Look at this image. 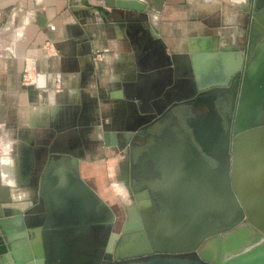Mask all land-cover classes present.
Masks as SVG:
<instances>
[{"label":"crops","instance_id":"crops-1","mask_svg":"<svg viewBox=\"0 0 264 264\" xmlns=\"http://www.w3.org/2000/svg\"><path fill=\"white\" fill-rule=\"evenodd\" d=\"M133 1L144 5L147 14L108 6L106 0H0V157L4 156L0 197L21 202L36 194L38 183L23 179L29 173L46 172L43 187L50 208L67 210V214H54L56 222H69L61 229L40 230L38 244L41 254H47L46 264H84L85 254L71 252L69 247L82 248L96 233L89 226L91 215L84 210L81 224L70 223L77 204L72 196L68 200L58 197L57 190H72L55 179H74L82 191L88 190L114 208L109 183L125 172L117 161L108 167L104 161L114 155L121 159L126 149L131 152L134 138L127 148L119 147L128 132L120 126L133 117L129 111L136 109L144 124L147 112L154 111L149 102L151 90L158 84L168 87L178 69L179 76L190 67L196 77L208 79L223 78L237 55L243 56L245 65L255 31L264 30V0ZM88 4L102 6L103 13ZM27 68L34 76L31 86L22 82ZM252 68V83L263 80L264 49L259 50ZM130 85L136 89L132 99L127 97ZM181 92L187 93V88ZM213 103L211 97L204 99L209 107ZM207 121L208 116L200 115L185 125L194 126L203 146L214 150V140L203 129ZM150 125L146 122L140 129ZM106 135H115L116 144H106ZM157 139L159 144L149 154L156 177L150 178L143 170L140 180L167 206L163 219H158L163 209L159 210L156 200L155 210H148L158 223H165L161 228L157 224L158 233L184 238L201 230L208 213L232 218L224 210L233 202V195L227 194V174L233 185L241 186H234V196L249 210L246 220L264 229V136L241 137L227 170L206 162L172 132L165 131ZM42 155L43 163L38 164ZM52 172L53 182L49 180ZM13 193L19 197L14 199ZM248 227L245 239L264 235ZM183 243L168 241L167 246L177 249Z\"/></svg>","mask_w":264,"mask_h":264},{"label":"rangeland","instance_id":"rangeland-1","mask_svg":"<svg viewBox=\"0 0 264 264\" xmlns=\"http://www.w3.org/2000/svg\"><path fill=\"white\" fill-rule=\"evenodd\" d=\"M255 37L253 39L251 48H250V57L246 61L243 70L241 71V75L238 79V81L232 80L228 88H214V89H208L204 92L199 91L198 88L202 85H205L210 80L219 81L221 80V75H218L217 78H208L204 79L202 77H196L194 74L192 68H188V71L186 70L181 71L182 76H179L180 71L177 70L176 75L171 78V83L169 86L165 89V94L168 100L170 102L167 104V109L164 114L158 116L157 114H149L145 120H148L149 124L155 123V121H160L159 124H156L152 126V135L149 138L142 140L139 139L137 136L132 141V147L135 149L136 158L134 159V162L130 160L129 167L130 172L132 173L131 180L125 179V174H121L118 178H115L114 182L109 183L110 189L112 191V195L114 197L115 201V207H120L119 214L121 213V217L123 221H126L130 217L131 213V203L135 202L133 205H137L138 207V213L141 218V222L143 225V228L146 230L144 233L145 235H139V240H147L148 244L151 246H154L153 249H161L162 247H168L167 241L169 242H175V241H183L182 247L177 248L178 249H190L186 252H181L173 255H182L185 253H191L194 254L197 251L201 250L203 246L210 241L211 239L215 238V235L218 233L220 237H222L225 234L230 233L231 231L235 230L238 227L242 226H249L250 228L259 231L253 224L250 222H247V212L243 208V220L246 221V225L243 223L242 220H237L235 224L224 226L219 222V219L214 217L213 214L207 215L206 221L203 223V228L195 232L193 234H190L188 236H176L174 234H163L157 232V226L154 212H152L150 215L146 216V211L151 210L153 207H155V200L157 201L156 204H158L160 209H166L167 206L165 203L161 200V198L157 195V193L153 190H151L149 187L141 183L140 177L144 174L143 170L145 171V174H149L151 177H156L155 173L152 171L153 167V161L149 158V154L152 151V149L159 144L157 137L160 133L161 135L165 131L172 132L175 138L178 140L179 143H189L193 148V151L197 153L202 159H204L209 164L215 163V166L219 168L223 167L224 165H229L232 155L234 154V144L236 142V138L238 136V133L233 135L231 132L229 133L228 137V131L223 130V128L220 126V123H218L219 118L220 120H223V126L224 128H227L229 125L227 121H230L233 123L234 118L236 116V106H237V98L235 103L232 102V96H233V89L234 87H237L236 93L237 97L239 96V93L241 92L242 83H243V77L244 72L247 67H251L255 64L257 60V54L259 53V50L264 49V30L255 31ZM246 67V68H245ZM182 77V78H181ZM187 88V93L182 94L181 88L182 87ZM130 87H134V85H130ZM127 97L129 99L134 98V93L130 90L127 92ZM204 97H215V114L218 116L216 117L215 114L211 113V116L209 117V121L206 122L204 126L205 130V136L209 140H214L215 142V149H208L207 147L203 146V144L199 141L198 135L196 133V130L194 126H186L185 122L187 120H194L198 116L202 114H207L209 111L208 106L201 103L198 106H195V102L197 100H201ZM261 112V121L260 124L257 126V128L260 131H264V104L260 107ZM129 113L133 114V117L129 118L128 121H124L125 124L123 126H120L121 130L129 131L134 128H137L139 123L144 119L143 117H137V110L135 109L134 112L129 111ZM160 119V120H159ZM154 121V122H153ZM158 123V122H157ZM227 124V125H226ZM111 127H108V129ZM104 129H107V127H104ZM121 138L120 143H124V139ZM224 140H227L229 145V154L226 155L222 149L221 151L217 150L221 146L223 147ZM223 141V142H222ZM222 142V143H221ZM219 146V147H218ZM132 148V149H133ZM126 153L123 154V157L121 159H118L115 155L109 156L105 161L104 164L106 167L108 165H111L112 161H117V166L122 168V171L125 172L124 166H125V156ZM4 156L0 157V160H3ZM43 155L40 156L38 160V164L41 162L43 163ZM74 160L77 161V158L74 157ZM74 162V161H73ZM71 161V164L77 165L78 163H73ZM41 170V169H40ZM46 172H35L34 174H28L23 181L32 182L34 184L38 183V186L36 187V194L23 197V200L31 202L30 206L26 208L23 211V215L27 217L28 220H37V218L41 214H45L46 216L49 215L50 212V205L47 200V196L44 191V177ZM16 176V175H13ZM77 176V174H76ZM136 179H135V178ZM28 178V180H27ZM124 178V179H123ZM17 180H19L17 175ZM133 183V184H132ZM122 184V185H121ZM120 187L123 189L121 190ZM233 193L236 196L235 189L233 187V184L230 182L229 186ZM31 193V191H29ZM142 196V199H139ZM21 200V202L23 201ZM143 201V202H141ZM18 202V201H17ZM16 201L12 203H17ZM25 202V201H23ZM140 204H139V203ZM138 203V204H137ZM110 210L112 211V214H115V210L112 208V206H108ZM13 210V208L5 207V205L0 206V216H3V218L9 217V211ZM13 214V213H10ZM1 219V217H0ZM27 238L30 240L31 235L28 231L32 230L33 228L27 226ZM95 233V244L97 245L95 247V256L94 260L89 262L88 264H105L104 261L106 258H109L114 262H121L123 263V259L120 258L115 259V250L116 246L118 245V242L121 241L122 235L116 237L115 241L113 242V249L109 250V243L112 239V232H114V229L111 228L109 231L106 232L104 228H97ZM149 233V234H148ZM143 234V233H142ZM4 233L0 229V244H3V246L6 248V252L3 253L0 250V264H3V259H5V256H7L11 248L9 247V244L11 242L5 241ZM264 237V235H262ZM146 237L147 239H145ZM44 245V242H42ZM175 249V248H174ZM98 250L100 253H97ZM155 250V252H157ZM2 252V253H1ZM154 254H160L159 252ZM111 253V254H108Z\"/></svg>","mask_w":264,"mask_h":264},{"label":"water","instance_id":"water-1","mask_svg":"<svg viewBox=\"0 0 264 264\" xmlns=\"http://www.w3.org/2000/svg\"><path fill=\"white\" fill-rule=\"evenodd\" d=\"M88 6H90L92 9L103 13V7L100 5H90L88 4ZM114 8L117 9H123V10H127V11H131L134 13H139L142 14L144 13V15L147 14L145 6L140 4L138 7L135 8H130V7H121L118 5H115ZM247 63V62H246ZM244 68V64H243V56L237 55V61L235 63H233L232 66H230L229 68H226L225 71L223 72V78L219 81L210 83V84H205L202 85L198 88L199 91H206L208 89H214V88H228V86L230 85L232 80L238 81L240 75H241V71ZM246 68V67H245ZM249 67H247L244 72V77H243V83H242V88H241V92L239 93V96L237 97V87H234L233 89V96H232V102L235 103L236 98H237V106H236V116L234 118L233 123H231L230 121H227L229 126H227V128H224L222 125V120H220L221 118H219V122L220 126L223 128V130H227L228 131V137H229V133L231 130V133L233 135H235L236 133H238V135L240 133L246 132V131H250L252 129L254 130H259L257 128V126L260 124L261 121V112H260V107L261 105L264 104V79L262 81H258L252 84H249L248 87H245L246 82V71ZM130 87V86H129ZM135 87V86H134ZM134 87H130L131 91L136 94V89ZM167 88L166 84H158L156 86H154V88L151 90L150 93V97H149V102L150 104H152V106L154 107V111L152 112H147L150 114H157L158 116L162 115L165 113L166 109H167V104L170 102V100L167 99L166 94H165V89ZM134 94V98L135 95ZM213 100L215 101V97H213ZM198 101V100H197ZM161 105V108L157 109V105L156 103ZM195 106H198L196 103L194 104ZM156 108V109H155ZM209 111L206 114V116L210 117L211 113L215 114V103H213L212 107H208ZM141 112H146V111H142ZM260 113L259 115V122L254 125L253 127L251 126H245V124L241 123L246 122V120H251L252 117L256 114ZM205 115V114H202ZM216 117H218L215 114ZM160 120V119H159ZM142 122V121H141ZM139 123L137 128H134L132 130H129L126 134H124L122 137L124 139V143H120L119 147L121 149H125L127 148V146L129 145V143L131 142V140L133 138H135L136 136L139 139L145 140L147 138H149L152 135L151 132L153 131L152 126L159 124L161 122L160 121H155L154 125H150L147 126V128L145 129H140L143 125L146 124L145 123ZM158 122V123H157ZM231 128V129H230ZM138 129L141 130V133L138 135H135ZM260 131V130H259ZM138 132V131H137ZM144 132V133H143ZM158 137H161L162 135L159 133ZM115 135H106V144H116L115 142ZM157 137V138H158ZM111 140V141H110ZM223 142V141H222ZM221 142V143H222ZM227 140H224L223 144L224 146L222 147L220 144V147L217 149L219 151H222L226 154V155H230L229 154V145L227 143ZM128 151V155L125 156L126 159V163L124 166L125 169V173L128 172L129 174V162H130V157H129V149H127ZM61 167V164H59ZM228 165H224V168H227ZM222 168V167H221ZM59 176V175H57ZM56 176V177H57ZM74 177L76 176V172L73 175ZM72 178V177H71ZM54 177L52 179L51 182H53ZM54 182H59V183H65L67 186H69V188L72 191H62L61 189L56 191V194L58 195V197L60 198H64L66 200H68L70 198V196H72L73 199V203L77 204L75 205V209L73 210V212H76L75 214H73V222L70 223H77V224H81L80 218L83 215V210L87 213H89L91 215V217H89V226L93 227V229H97V228H104L107 231H109V229L113 228L114 229V215L112 214V211L110 210V208L103 204L101 201H99L95 196L91 195V193L87 190V191H82L80 188V185L76 186V183L71 179H67L65 178H57L55 179ZM226 185H227V194L228 196H232L233 197V210H237L236 213L238 212V216L235 217V219L232 222H228L225 223L223 222L222 219H219V217L214 216L216 218L219 219V222L224 225H231V224H235L237 222V220H242L243 223L246 225L247 222L249 221H244L243 220V208L240 206L239 202L235 199L234 193L232 194L231 188L229 187V184L227 183L226 180ZM55 186H60V184H55ZM234 187V185H233ZM75 195V197H74ZM77 200V201H76ZM86 203L88 204H85ZM9 198L4 199L2 197H0V206L1 205H5V207H10L13 208V210L9 211V217L3 218V216H0V229L1 231L4 233V237H5V241L7 242H11L9 244V247L11 248L10 253L5 256V259H3V264H31L32 262H35V264H46V253L44 254H37L34 250H33V245L35 244V238H34V229L35 228H40V230H46V229H61L64 227H68L66 223L69 222H65V223H60V222H56V215L54 217V214H67V210L66 209H61L60 207H58V212L57 210L54 211V207H53V211L50 208V212L49 215L46 216L45 214H41L37 220H28L26 216L23 215V211L28 208L31 204L26 205L25 207H21L19 205H14V203L10 204L11 202H9ZM83 204V205H81ZM137 207V206H136ZM135 207V208H136ZM138 209V207H137ZM76 210V211H75ZM52 211V212H51ZM138 212V210H137ZM52 213V214H51ZM52 215H53V219H55V222H52ZM58 215V216H59ZM43 216V221L42 223L39 224V220L40 218ZM79 217V218H78ZM59 218H61L59 216ZM132 215L130 213V217L129 219H127L126 221H123L121 228L119 230V232L116 234L115 238L112 241V246L109 249L110 252L113 249V242L115 241L116 237H118L120 235H122L121 240L124 238L125 235L129 234L130 232H136L135 230L139 229V232L143 233L142 235H145V229L143 228L142 222H141V218L139 220L138 218V225L137 227L130 229L129 228V221L131 220ZM72 219V220H73ZM80 222V223H78ZM156 223V226L158 224L157 221L154 222V224ZM252 224V223H251ZM27 226L33 228L32 230L28 231L31 235V239L28 240L27 238ZM248 227V226H246ZM245 226L242 227H238L235 230L231 231V232H236L235 234H230V236L228 237V239L226 238L225 234L222 237H220V235H218V233L215 235V238L211 239L210 241H213L214 247L212 249V253L211 255L208 253L209 251H206V246L208 245V243L210 241H208L201 250H199V252L197 251V253L195 252L194 254L191 253H185L182 255H173V254H179L181 252H186L189 251L190 249H173L170 247H166V249H158L159 253L161 254L160 256H153L154 254V249L153 247H151L147 240H144L143 242L145 243V246L147 244L148 249L147 252H143V253H130V254H125L123 256H118L116 254L117 248L119 246H116V250H115V259L120 258L121 260L123 259V263L122 264H264V249H262L261 246H254L252 247L245 256L242 257V255H238L236 257H229L230 253L233 252H237L239 250V248L241 247L240 244L245 240L246 237V231H245ZM157 228V227H156ZM249 228V227H248ZM259 230V234H264V230ZM97 231V230H96ZM134 234V233H133ZM114 232H112V238H113ZM262 236V235H261ZM145 239H147L146 237H144ZM262 238H264L262 236ZM1 239V237H0ZM44 242V239L41 238ZM45 244V243H44ZM240 246V247H239ZM46 247V246H45ZM237 248V249H235ZM0 250L5 253L6 252V248L3 246V244H0ZM1 252V253H2ZM208 254V255H207ZM41 255V256H40Z\"/></svg>","mask_w":264,"mask_h":264},{"label":"bare ground","instance_id":"bare-ground-1","mask_svg":"<svg viewBox=\"0 0 264 264\" xmlns=\"http://www.w3.org/2000/svg\"><path fill=\"white\" fill-rule=\"evenodd\" d=\"M126 1H123V0H117V1H112V0H106V3H107V5L108 6H111V5H118V6H121V7H124V8H126V7H130V8H135V7H138L139 6V4L138 3H134L135 1H133V0H129L128 1V3H125ZM252 68V66L251 67H249L248 69H247V71H246V84H245V87H248L249 86V84H252V81H251V76H252V72H253V68ZM258 81H262V80H260V78L259 79H256L253 83H255V82H258ZM205 98H207V97H204L203 99H201V100H198V101H196L195 103L197 104V105H199V104H201V103H203L204 104V99ZM211 100L214 102V100H213V97H211ZM209 105V104H208ZM208 105H206V106H208ZM209 107V106H208ZM259 115H260V113H258L257 114V112H256V114L252 117V119L251 120H246V122H242L241 123V125L242 124H245V126H251V127H253L254 125H256L258 122H259ZM248 135H254V136H257V137H261V136H264V131H259V130H254V129H252V130H250V131H246V132H243V133H240L239 135H238V137H240V138H237V142H236V144H235V147H234V152H236L237 150H238V148L241 146V137H243V136H248ZM7 166V165H6ZM2 167H3V165H2ZM8 167V166H7ZM4 168V167H3ZM7 169V168H6ZM233 170H234V168H233ZM3 172V171H2ZM4 173H6L5 171H4ZM127 173L128 172H126V178L125 179H128V177H127ZM4 175V174H3ZM7 175L8 174H6V175H4V176H6L7 177ZM53 176H54V174H53V172L51 173V174H49V180H51L52 178H53ZM128 176H129V174H128ZM4 178V177H3ZM2 178V179H3ZM234 178V177H233ZM5 182H7V181H5ZM234 182V181H233ZM234 186L238 189V187H241V186H239L238 185V182L237 183H235L234 182ZM81 187V186H80ZM82 189H83V187H81ZM227 188V187H226ZM22 195V194H21ZM12 197H14V199L15 198H17V197H19V195L18 194H16V193H13L12 194ZM234 200V199H233ZM238 202H239V204H240V206L242 207H244V209L246 210V212H248L249 210H247V208L244 206V204H241L240 203V201L239 200H237ZM230 202V201H229ZM10 204H12V202L10 203ZM28 204H30V202L29 201H26V202H18V203H14V205H19V206H21V207H25L26 205H28ZM1 206H3V205H1ZM242 207V208H243ZM137 210L138 209H136L134 206H132L131 205V215H132V218H131V220L129 221V228L130 229H133V228H135V227H137V225H138V221L140 220V215H139V213L137 212ZM224 210H225V212H228L229 214H232V218H230L229 220H227V219H225L223 216H220L219 218L220 219H222L223 220V222H225V223H228V222H232L234 219H235V217H237L238 216V212L236 213V211L237 210H233V202H232V204L230 205V206H226L225 208H224ZM149 213V211L147 210L146 211V215ZM116 217H117V213H116V211H115V215H114V235H113V239L115 238V236H116V234L118 233V231L119 230H116L117 229V223H116ZM138 218H139V220H138ZM42 221H43V219L42 218H40V220H39V224L40 223H42ZM205 221V220H204ZM250 222V221H249ZM123 223V222H122ZM122 223H121V225H122ZM204 223V222H203ZM167 224V223H166ZM253 224V223H252ZM165 225V223L163 222L162 223V225H161V227H163ZM201 227V228H200ZM199 228L200 229H202L203 228V224L200 226ZM93 228V227H92ZM258 229H260V230H264L263 228L261 229V228H259L258 227ZM94 231H96V229H93ZM235 232V231H234ZM41 232H40V228H35L34 229V238L36 239L35 240V244L33 245V250L37 253V254H41V251H40V249H39V238H38V235L40 234ZM134 233V234H133ZM236 233V232H235ZM139 235H142V233L141 232H139V229H137V231L136 232H130L129 234H127V235H125L124 236V238L123 239H130L131 241H134V239H137V243H138V241H140V243H144L142 240H139V238H140V236ZM261 241H263L264 242V238H262V236H260V237H258L257 238V236H252L251 238L249 237L248 239H245L244 240V242H242L241 244H240V248H239V250L237 251V252H234V253H237V254H234V255H229V257H236V256H238V255H242V257L243 256H245L246 255V253L247 252H245V250L247 249V248H252V247H254L256 244H258V243H260ZM85 245L81 248L79 245H75V246H73L72 247V245H71V248L69 247V250H71V252H75V253H78V254H80L81 253V251H82V253H84L85 254V256H84V258H85V262H84V264H88L89 262H91V261H93L94 260V256H95V253H94V251H95V247L97 246L96 244H95V237H90V240H88V241H86L85 243H84ZM264 244L262 243V245L261 246H263ZM213 247H214V244H213V241H210L209 243H208V245L206 246V251H209L208 253L211 255V251H212V249H213ZM237 249V248H236ZM117 250H118V248H117ZM117 252V251H116ZM144 252V251H143ZM143 252H130V253H143ZM145 252H147V251H145ZM97 253H100V251L98 250V252ZM130 253H128V254H130ZM208 255V254H207ZM41 256V255H40ZM120 256H123V255H120ZM28 264V263H27ZM31 264H33V262L31 263ZM34 264H35V262H34ZM80 264V263H79Z\"/></svg>","mask_w":264,"mask_h":264},{"label":"flooded vegetation","instance_id":"flooded-vegetation-1","mask_svg":"<svg viewBox=\"0 0 264 264\" xmlns=\"http://www.w3.org/2000/svg\"><path fill=\"white\" fill-rule=\"evenodd\" d=\"M222 123H223V120L221 121ZM223 125V124H222ZM227 125V124H226ZM223 126H225V125H223ZM229 126V125H228ZM231 129V128H230ZM232 130V129H231ZM231 130H230V132H231ZM135 149H137V147H135V148H133L132 150H131V152H129V157H130V159H134V157H136V151H135ZM132 159V160H133ZM218 168V167H217ZM224 168V166L222 167V169ZM226 170H227V168H226ZM131 172H130V170H129V176H128V180L130 179L131 180V178H132V176H131ZM133 179V178H132ZM227 183L229 184V186H230V180H229V177H228V174H227ZM114 208V210L116 211V213H117V217H116V223H117V229L116 230H120V228H121V223L123 222V219H122V217H121V213L119 214L118 212L120 211V207H115V205L113 206ZM154 208V210H155V208L156 207H153ZM159 208V207H158ZM167 209V208H166ZM159 210H162V209H160L159 208ZM165 212H164V209L160 212V215L158 216V219H163L164 217H165ZM146 216H148V214L146 215ZM168 217V216H167ZM162 221L160 220V222L158 223V227L159 228H161V225H162ZM135 231H137V230H135ZM119 232V231H118ZM149 234V233H148ZM112 241H113V238L111 239V241H110V243H109V249L111 248V246H112ZM168 242V241H167ZM151 246V245H150ZM151 247H154V246H151ZM147 249H148V246H147V244H146V246H145V243H140V241H138V243H137V239H134V241H131L130 239H122L121 241H120V243H119V246H118V250H117V252H116V254L118 255V256H120V255H125V254H128V253H130V252H145V251H147ZM161 249H166V247H162ZM156 249L154 248V251H155ZM157 252H159L158 251V249L156 250ZM157 252H155V253H157ZM108 254H111V253H108ZM160 256L161 254H153V256ZM104 263L105 264H121V262H114V261H112L111 259H110V257L109 258H106L105 259V261H104Z\"/></svg>","mask_w":264,"mask_h":264},{"label":"built area","instance_id":"built-area-1","mask_svg":"<svg viewBox=\"0 0 264 264\" xmlns=\"http://www.w3.org/2000/svg\"><path fill=\"white\" fill-rule=\"evenodd\" d=\"M33 80H34V76L31 72V69H29V68L25 69L23 76H22L23 85L24 86H31L33 84Z\"/></svg>","mask_w":264,"mask_h":264}]
</instances>
